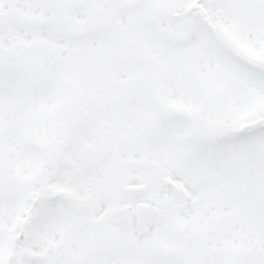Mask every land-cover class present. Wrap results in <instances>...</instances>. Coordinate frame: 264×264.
Returning <instances> with one entry per match:
<instances>
[{
  "label": "snow or ice",
  "instance_id": "obj_1",
  "mask_svg": "<svg viewBox=\"0 0 264 264\" xmlns=\"http://www.w3.org/2000/svg\"><path fill=\"white\" fill-rule=\"evenodd\" d=\"M0 264H264V0H0Z\"/></svg>",
  "mask_w": 264,
  "mask_h": 264
}]
</instances>
